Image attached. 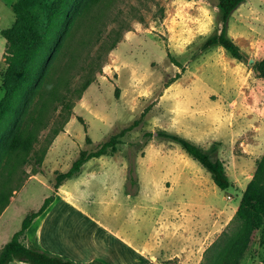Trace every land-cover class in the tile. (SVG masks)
Wrapping results in <instances>:
<instances>
[{
  "label": "rangeland",
  "instance_id": "rangeland-1",
  "mask_svg": "<svg viewBox=\"0 0 264 264\" xmlns=\"http://www.w3.org/2000/svg\"><path fill=\"white\" fill-rule=\"evenodd\" d=\"M208 1L102 0L92 9L93 28L100 33L86 34L91 42L81 50V59L88 58L92 44L101 38L102 45L109 37L119 42L100 53L94 82L75 101L63 130L54 136L51 127L41 131L35 150L46 151L44 159L38 169L25 168L26 179L0 225V250L24 217L53 195L56 172L66 171L80 151L95 150L135 120L139 125L125 134L117 151L85 163L50 205H68L63 201L67 200L91 205L94 213L109 205L110 214L117 213L138 235L153 240L173 233L169 217L174 210L203 216L207 205H216L227 211L226 217L200 264L214 256L211 245L219 237L236 230L239 223L229 210L239 204L264 156V80L252 69L254 62L264 59V0H245L228 20V35L244 55L242 61L220 46L204 48L206 38L217 32L218 0ZM16 2L0 0V101L7 66V43L1 32L14 23ZM174 126L184 132L205 127L206 132L192 138L212 160L223 161L230 188H217L210 173L188 156L190 175L179 180L173 193L166 197L154 191L150 163L156 167L160 158L149 154L146 158L145 151L151 143L171 142L157 132ZM194 224L201 227L203 220ZM243 264H264V243L258 241Z\"/></svg>",
  "mask_w": 264,
  "mask_h": 264
},
{
  "label": "trees",
  "instance_id": "trees-1",
  "mask_svg": "<svg viewBox=\"0 0 264 264\" xmlns=\"http://www.w3.org/2000/svg\"><path fill=\"white\" fill-rule=\"evenodd\" d=\"M101 1L17 0L12 6L14 23L1 32L7 43V66L2 81L4 96L0 101V215L26 179L25 168L34 166L38 169L44 159L46 151L35 150L41 131L51 127L54 136L63 130L75 101L81 99L94 82L96 68L100 66V53L107 48L113 50L119 42L117 37H109L102 45L101 38L92 44L88 58L81 59V50L91 42L86 34L100 33L93 28L96 19L91 17V12ZM184 1L209 4L208 0ZM244 1L218 0L215 7L217 32L206 38L204 48L220 46L231 58L244 59L240 48L228 35V20ZM252 69L259 79L264 80V59L254 62ZM138 125L139 121L135 120L95 150L80 151L66 171L55 173L53 195L45 198L38 210L24 217L19 230L0 250V264L14 260L26 264H77L27 244L26 231L46 211L68 179L77 176L89 160L115 153L125 134ZM157 135L179 145L210 173L217 188L227 190L232 186L223 161L212 160L200 146L181 135L166 131H159ZM86 142L91 143L89 137ZM133 172L134 168L130 166V178ZM233 220L239 223L238 227L211 245L216 252L212 258L208 257L206 264H243L253 246L258 241L264 243V156L242 193Z\"/></svg>",
  "mask_w": 264,
  "mask_h": 264
},
{
  "label": "crops",
  "instance_id": "crops-1",
  "mask_svg": "<svg viewBox=\"0 0 264 264\" xmlns=\"http://www.w3.org/2000/svg\"><path fill=\"white\" fill-rule=\"evenodd\" d=\"M178 116L180 114L176 118ZM199 130L184 132L174 126L166 132L181 135L199 145L192 138L193 134L198 137L206 129L199 127ZM149 148L152 151H147ZM148 154L160 158L156 167L152 161L150 163L151 177L155 179L152 180L153 189L169 197L179 180L190 175L188 169L192 163L180 146L173 142H162L158 146L151 143L144 156L147 158ZM61 187L56 194L61 191ZM66 196L70 197L69 194ZM63 201L68 205H49L32 222L26 231L25 241L77 264H200L213 235L223 227L222 221L227 212L216 205H207L203 216L200 213L189 215L178 208L169 217L173 221V233L153 240L152 237L138 235L128 227V221L121 220L117 213L110 214L109 205H103V212L94 213L90 210L91 205H74ZM7 208L0 216V225ZM236 208H231L229 212L234 215ZM200 218L203 220L201 227L194 224ZM10 238L3 241L1 249ZM9 264L26 263L14 260Z\"/></svg>",
  "mask_w": 264,
  "mask_h": 264
},
{
  "label": "bare ground",
  "instance_id": "bare-ground-1",
  "mask_svg": "<svg viewBox=\"0 0 264 264\" xmlns=\"http://www.w3.org/2000/svg\"><path fill=\"white\" fill-rule=\"evenodd\" d=\"M190 2V1H189Z\"/></svg>",
  "mask_w": 264,
  "mask_h": 264
}]
</instances>
